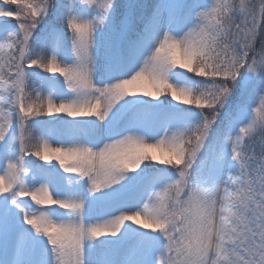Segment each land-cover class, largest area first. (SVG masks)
I'll use <instances>...</instances> for the list:
<instances>
[{
	"label": "snow or ice",
	"instance_id": "snow-or-ice-1",
	"mask_svg": "<svg viewBox=\"0 0 264 264\" xmlns=\"http://www.w3.org/2000/svg\"><path fill=\"white\" fill-rule=\"evenodd\" d=\"M0 264H264V0H0Z\"/></svg>",
	"mask_w": 264,
	"mask_h": 264
}]
</instances>
